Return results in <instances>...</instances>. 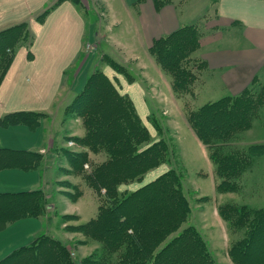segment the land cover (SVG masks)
Here are the masks:
<instances>
[{"label":"rangeland","instance_id":"1","mask_svg":"<svg viewBox=\"0 0 264 264\" xmlns=\"http://www.w3.org/2000/svg\"><path fill=\"white\" fill-rule=\"evenodd\" d=\"M56 1L51 0L48 6ZM103 1L115 5L112 0ZM79 2L77 6L86 14L89 13V19L98 22L99 15L102 14L98 4H89L88 0ZM88 5L91 12L86 10ZM114 10L121 11L117 4ZM91 14L95 16V20ZM20 23L22 24L11 41L14 42L7 44L8 46H4L6 42L2 40L5 35L1 33L12 25L0 28V78L3 58L11 53L10 48L32 42L33 35L28 20L15 24ZM97 31V39L87 42V45L85 43L86 48L67 71L66 85L55 103L53 114H44L40 119L49 117L46 124L52 125L50 129L57 136L44 155V161L52 167V173L47 190L42 194L46 204L52 208H46L41 215L42 229L37 233L58 242L65 249V260L70 264H100L101 261V264H122V254L128 252L125 247L111 250L102 240L94 239L88 232H80L79 228L94 221L101 206L109 201L105 186H101V183L90 185L86 176L91 178L95 168L110 159L104 151H94L86 145L87 131L83 116L80 115L81 108L84 107L81 96L86 91L88 80L96 77L98 84L107 79L115 95L131 100L105 73L108 67L127 80L135 79L127 67L108 56L120 57L109 39L112 32L102 34L99 27ZM200 41L201 39L196 48L182 58L185 72L189 75L182 92L173 88L169 71L160 68L148 52L162 77L161 81H157L159 84H149V81L145 84L147 99L152 108L146 123L140 119L132 103L133 111L139 119V124H136L144 127L149 135L148 141L139 143L135 151L139 152L160 142L166 149L164 161L145 172L128 175L131 179L120 181L115 186V193L120 201L171 171L177 178V192L187 206V213L180 217L175 229L164 237L153 249V253L189 230L198 235L213 264H238L236 262L239 258H232L230 252L237 242L252 234V228H256L254 231L257 234L247 251L253 256L264 251V72L262 80H257L251 89L255 110L250 115L249 125L226 141L223 147L224 153L236 155L234 157L238 161L224 185L223 179L216 173L215 163L210 159L209 148L198 139L188 122L191 112L223 98L209 95L211 91L207 89V78L199 55ZM106 42L113 52H108ZM112 62L117 66H113ZM98 84L90 92L100 91ZM204 93L208 96H204ZM92 95L98 97L96 93ZM7 255L1 256L0 261ZM256 262L264 263L262 260Z\"/></svg>","mask_w":264,"mask_h":264},{"label":"crops","instance_id":"2","mask_svg":"<svg viewBox=\"0 0 264 264\" xmlns=\"http://www.w3.org/2000/svg\"><path fill=\"white\" fill-rule=\"evenodd\" d=\"M88 2L98 4L102 13L98 22L90 20L89 13L70 1L56 4L38 21L36 16L51 0H0V28L28 20L33 35L29 47L21 46L15 52L0 82V120L20 112L52 115L66 85L67 71L87 42L97 39V27L102 34L112 32L109 39L120 57L108 56L127 67L135 79L127 80L110 67L105 73L131 99L145 123L152 111L145 84L148 81L159 84L157 81L162 77L148 49L154 40L181 27L198 28L199 55L204 63L207 89L213 98L238 95L253 80H262L264 0H170L158 10L151 0L139 4L136 0H112L121 11L114 10L115 5L107 1ZM86 10L91 12V7L88 5ZM106 46L108 52H113L107 42ZM47 119L35 127L0 125V150L6 151L2 156L5 162L10 163L25 153L43 157L41 165L31 169L0 165V194L47 190L52 167L46 164L44 155L57 136L50 129L52 125L46 124ZM41 222V218H25L0 230V257L32 243L40 234L37 232L42 229Z\"/></svg>","mask_w":264,"mask_h":264},{"label":"trees","instance_id":"3","mask_svg":"<svg viewBox=\"0 0 264 264\" xmlns=\"http://www.w3.org/2000/svg\"><path fill=\"white\" fill-rule=\"evenodd\" d=\"M62 1H70L75 5L80 3L79 0H57L37 15L36 19L42 21ZM143 1L145 0H136V3ZM151 1L157 10L170 3V0ZM21 24H14L1 33L5 35L2 40L6 42L4 46L14 42L11 41ZM199 35L197 26H184L154 40L148 49L156 64L169 71L173 88L178 92H182L189 77L182 58L198 46ZM31 43L10 48L11 53L3 58L0 82L11 65L16 49L21 46L29 47ZM28 55L30 57V52ZM112 63L117 66L115 62ZM202 65L204 66L203 62ZM95 78L88 80L86 91L81 96L84 107L81 108L80 115L83 116L87 131L86 145L91 150L104 151L110 159L95 168L91 178L89 175L86 177L90 185L101 183V186H105L109 203L101 206L94 221L80 226V232H88L94 239L102 240L111 250L127 248L128 252L121 257L122 264H213L198 235L189 230L153 253V249L175 229L180 217L187 213V206L177 192V178L171 171L120 201L116 197L115 186L120 181L131 179L128 175L145 172L159 165L164 161L166 149L159 142L139 152L135 151L139 143L148 141L149 135L144 127L136 124L138 117L133 111L131 100L121 95L116 96L107 79L98 84ZM256 82V79L253 80L251 86L238 95L226 96L205 104L188 115V122L195 135L209 148L210 159L215 163L216 173L223 179L224 185L238 161L234 157L236 155L224 153L223 147L226 141L249 125L250 115L255 110L251 89ZM96 84L101 95L100 91L90 92ZM95 93L98 94L96 98L92 95ZM43 115L33 112L8 114L0 120V125L26 124L35 127ZM5 154L6 151L0 150L2 166L17 165L23 169H31L41 165L42 161L38 154L25 153L21 157L15 155V159L9 163L2 157ZM46 206L40 190L0 194V230L20 219L41 218ZM254 229L256 228L251 229V235L237 242L230 252L232 258H239L236 262L238 264H257L256 261L261 260L264 262V251H259L255 256L247 251L257 234ZM64 252L65 249L58 242L37 235L32 243L12 251L0 264H70L65 260Z\"/></svg>","mask_w":264,"mask_h":264},{"label":"water","instance_id":"4","mask_svg":"<svg viewBox=\"0 0 264 264\" xmlns=\"http://www.w3.org/2000/svg\"><path fill=\"white\" fill-rule=\"evenodd\" d=\"M46 208H47V209H50V208H52V206L47 205Z\"/></svg>","mask_w":264,"mask_h":264}]
</instances>
